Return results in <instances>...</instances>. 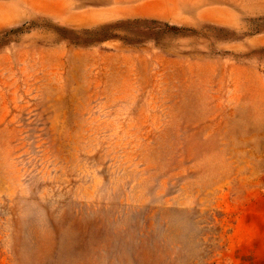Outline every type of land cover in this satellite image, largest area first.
Returning <instances> with one entry per match:
<instances>
[{"label": "rangeland", "instance_id": "374dc122", "mask_svg": "<svg viewBox=\"0 0 264 264\" xmlns=\"http://www.w3.org/2000/svg\"><path fill=\"white\" fill-rule=\"evenodd\" d=\"M0 264H264V0H0Z\"/></svg>", "mask_w": 264, "mask_h": 264}]
</instances>
